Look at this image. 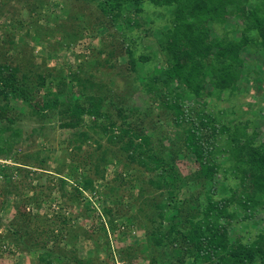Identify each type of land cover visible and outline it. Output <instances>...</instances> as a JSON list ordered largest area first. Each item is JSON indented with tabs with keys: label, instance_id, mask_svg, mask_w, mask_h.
Masks as SVG:
<instances>
[{
	"label": "rangeland",
	"instance_id": "374dc122",
	"mask_svg": "<svg viewBox=\"0 0 264 264\" xmlns=\"http://www.w3.org/2000/svg\"><path fill=\"white\" fill-rule=\"evenodd\" d=\"M234 1L248 11L261 2ZM107 3L0 0V64L8 61L22 71L30 67L46 75L48 86L37 88L36 98L48 95L52 100L62 89L63 78L67 83V92L59 94L64 101L55 109L38 113L12 99L9 115L15 120L11 128L0 119L4 137L0 148H6L0 150V237L5 239L0 242V264H25L27 260L31 264L46 249H56L49 237L53 234L50 228H59L51 222L58 214L71 218L73 226L82 230L73 248L78 258L91 264L191 263V255L174 254L169 238L161 237L171 226L172 212L166 205L165 187L153 184L160 178L159 171L145 159L132 157L123 141L111 139V133L100 128L110 120L131 122L137 130L152 135L154 149L172 159L183 174L191 175L198 163L184 137L193 122L188 119L178 124L176 116L185 111L188 118L196 119L201 113L204 122L198 126L204 152L209 158L212 150L219 168L212 181L189 182L186 194L195 212L205 207L206 191H214L217 199L226 193L230 197V187L238 184L235 161L225 149L235 151L237 144L262 148L264 48L257 36L256 42L252 40L242 50L243 61L233 83L222 88L211 80L216 67L211 49L199 59L203 75L197 80L201 82L180 84L167 74L170 54L163 38L173 29L177 6L164 0H141L137 8L126 3L105 12L102 5ZM226 9L223 16L207 21L213 40L243 36L245 23L236 4ZM113 10L119 13L112 15ZM81 85L86 89L83 95ZM90 94L102 96V108L109 117L84 115L78 126L63 127L61 123L70 119L65 113L68 101L86 102ZM176 99L180 109L172 106ZM72 167L77 168L74 174ZM63 177L68 180L67 192H79L73 201L60 191ZM86 179L91 180L88 186L83 182ZM41 192L45 199L40 207L22 205L23 198ZM195 212L196 221L201 215ZM244 216L243 211L237 213L236 218H243L233 221L229 234L233 240L251 243L264 232V208ZM47 226L51 227L47 230ZM13 229L24 236L22 249L11 242ZM152 230L162 244L153 235L149 238ZM33 246L39 251H30ZM71 246L67 244L66 250Z\"/></svg>",
	"mask_w": 264,
	"mask_h": 264
},
{
	"label": "trees",
	"instance_id": "16d2710c",
	"mask_svg": "<svg viewBox=\"0 0 264 264\" xmlns=\"http://www.w3.org/2000/svg\"><path fill=\"white\" fill-rule=\"evenodd\" d=\"M105 2L107 3L108 0H105ZM164 2L177 6V18H174L173 29L165 33L163 38L167 43L168 54H170L168 61L171 66L167 74L169 77L174 76L180 84L194 80L198 81L197 84L201 82V80H197L201 77L200 75H203L201 74L199 59L208 56L211 49H214L215 54L211 57L214 58L212 62L216 67L212 69L210 77L217 86L226 87L238 77L239 69L237 70V68L238 64L243 61L241 53L244 47L248 46L257 36L260 39L261 47L264 48V0L255 3L249 11L244 10V6L234 0H164ZM126 3H130L129 6L137 8L141 4V0H112L107 4H103L102 9L107 12L108 7L110 9L121 8ZM230 3L236 4L239 11L238 15L243 17L245 23L243 36L239 40L227 37L213 40L211 28L207 21L211 22L223 16L227 12L226 8ZM116 13L119 12L117 10L111 12L112 15ZM253 31H255L254 34ZM184 71H186V75H183L185 74ZM180 73L182 74L180 75ZM60 84L63 87L59 94L64 95L67 92L65 78ZM47 86V77L43 73L30 67L26 71H22L18 65H12L8 61L1 62L0 119L6 120L11 128V123L15 120V117L9 115L12 108V99L20 100L23 104L32 106L38 113L55 109L58 103L64 101L59 97V94L52 100L48 95L37 98L35 96L37 88ZM80 90V94L83 95V91L86 90L85 86L81 85ZM70 95L74 96L73 91L70 92ZM86 97V102H81L78 98L68 101L65 113L69 115L70 119L61 123L63 127L73 128L78 126L84 115H91L96 118L109 117L108 112L102 108V96L90 94ZM177 101L178 99L172 102V106L175 109H180V104ZM188 119L192 120L193 127L186 132L184 143L196 154L198 163V169L191 172V175L183 174L172 159L170 160L166 155L156 151L152 146V135L137 130L131 122L119 124L114 120H110L108 125H101L100 128L104 132L111 133V139L117 138L123 141L124 149L129 151L132 157L139 156L145 159L154 169L159 171L160 178L153 184L156 187H165L168 194L166 205L172 212L170 217L171 226L167 229L166 234L161 232V237L164 235L169 238L170 250L174 254L180 255L182 252H186L187 255H191L192 261L190 264H264V232H261L256 240L251 243L233 240L229 234L233 221L243 218H236L239 211L245 213V218L259 208H264V143L259 150L247 144H237L235 151L225 149L230 151L231 157L235 161L233 171L236 172L239 179L238 184L230 187V197L226 193L217 199L214 191H206L205 207L200 212H195L196 208L194 210L190 206L192 200L187 198L190 191L188 189L189 182L192 181L194 185H197V181H212L214 175L218 173L219 161H217L215 154L211 156L212 150L209 158L204 152L206 147L201 141V129L198 126L199 123L204 122L201 113H197L196 119L188 118L185 111H179L176 116L178 124L181 120L189 121ZM3 138L0 135V140ZM11 145L12 143H9L7 147L10 146L11 148ZM4 149L6 150L1 146L0 150L4 151ZM76 170L77 168L72 167L71 173L74 174ZM59 181L60 191L64 196L68 194L70 201L75 200L76 194H79L78 187L74 186L78 192L74 195L72 191L67 192L65 189V185L68 183L66 178L63 177ZM83 182L85 186H88L91 180L86 179ZM45 195L49 197L50 193ZM43 197L45 196L42 192L38 195L28 196L23 198L22 205L30 203L33 206L35 205L34 208H38L42 200L45 199ZM193 212L201 215V218L195 221L196 215ZM27 214L29 215V212H24V215L28 216ZM51 218L52 224L58 225L59 228L55 230V228L47 226L46 229L50 228L52 230L53 234L50 235L49 239L53 243L56 242L57 248L46 249L37 259L33 258L31 264H91L89 260L78 258L73 248L77 239V232L82 233V230L74 227L73 220L64 215L60 216L58 214ZM10 233L13 234L14 238H11V242L13 241L22 249L24 236L19 231L14 233V229ZM152 235L156 243L162 244L160 238L156 240V233L153 230L151 234L149 231V238H152ZM3 239L0 237V242ZM63 242L64 244H62ZM46 243L43 244L44 247H47ZM67 244L72 245L70 250H66L65 246ZM36 247L42 248L37 244ZM36 247L29 250L39 251Z\"/></svg>",
	"mask_w": 264,
	"mask_h": 264
},
{
	"label": "crops",
	"instance_id": "0c3cea01",
	"mask_svg": "<svg viewBox=\"0 0 264 264\" xmlns=\"http://www.w3.org/2000/svg\"><path fill=\"white\" fill-rule=\"evenodd\" d=\"M25 264H30V263H29V260H27Z\"/></svg>",
	"mask_w": 264,
	"mask_h": 264
},
{
	"label": "built area",
	"instance_id": "2783aa9c",
	"mask_svg": "<svg viewBox=\"0 0 264 264\" xmlns=\"http://www.w3.org/2000/svg\"><path fill=\"white\" fill-rule=\"evenodd\" d=\"M9 246H10V247H12V246H13V244H11V243H10V245H9Z\"/></svg>",
	"mask_w": 264,
	"mask_h": 264
}]
</instances>
